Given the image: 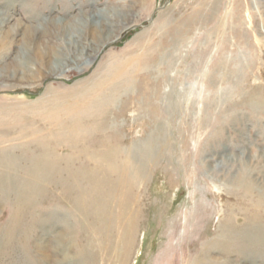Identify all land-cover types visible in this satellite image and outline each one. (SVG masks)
<instances>
[{"label": "rangeland", "instance_id": "obj_1", "mask_svg": "<svg viewBox=\"0 0 264 264\" xmlns=\"http://www.w3.org/2000/svg\"><path fill=\"white\" fill-rule=\"evenodd\" d=\"M0 264H264V0H0Z\"/></svg>", "mask_w": 264, "mask_h": 264}, {"label": "bare ground", "instance_id": "obj_2", "mask_svg": "<svg viewBox=\"0 0 264 264\" xmlns=\"http://www.w3.org/2000/svg\"><path fill=\"white\" fill-rule=\"evenodd\" d=\"M110 36V35H109ZM107 37V39L108 38H110V37ZM40 52H41V50H40ZM39 57H42V54H39ZM79 114L81 113V111L80 110H76ZM77 123V122H76ZM73 130H75V131H81L82 130V127L80 126V125H78V127L76 126V128H74V129H72V131ZM72 131H70L69 132V134L72 132ZM76 134H78V133H76ZM79 136H81V135H79ZM110 159V158H109ZM42 169V168H41ZM40 170V169H39ZM41 171V170H40ZM124 182L123 181H121L120 182V185H118V188L120 189V191H122L123 189H124ZM121 185H123V186H121ZM110 186H112V187H114L113 185H110ZM109 186V187H110ZM112 189V188H111ZM112 190H115V188H113ZM115 192V191H114ZM105 196V195H104ZM130 197V196H129ZM127 198L126 197V201H127V203H128V206H125L121 201H112V203L114 204V206H115V208H119L120 209V212H114V214H113V216L116 218V220H117V223H118V226H116L115 225V227H109V226H106L107 228H109V230L111 231V232H115V234L116 235H118L119 236V234H118V230H121L122 229V231L123 230H132L133 229V227H134V220H135V218H134V216L136 217V213H134V207L133 206H136L137 207V202H136V198L135 199H131V198ZM124 211H125V214H124ZM111 213V212H110ZM104 221H105V219H104ZM104 224H106L105 222H103ZM116 228L118 229V230H116ZM127 234H129V233H127ZM129 237V236H128ZM127 237V238H128ZM120 253V252H119ZM85 259V258H84ZM94 261V260H93Z\"/></svg>", "mask_w": 264, "mask_h": 264}]
</instances>
